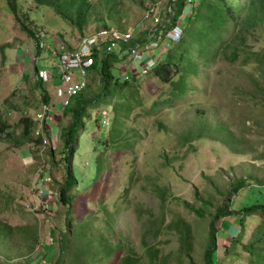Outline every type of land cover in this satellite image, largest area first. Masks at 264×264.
Segmentation results:
<instances>
[{
	"label": "rangeland",
	"instance_id": "obj_1",
	"mask_svg": "<svg viewBox=\"0 0 264 264\" xmlns=\"http://www.w3.org/2000/svg\"><path fill=\"white\" fill-rule=\"evenodd\" d=\"M91 1L94 7L80 32L51 5L17 0V20L0 0V122L8 124L0 129V228L11 238L5 240L0 230V264H52L58 252L53 239L67 228L54 181L62 172L51 160L60 157L61 131L71 116L55 114L46 130L49 143L15 147L20 132L15 123L23 113L32 116L42 96L30 70L34 34L43 31L50 44L69 45L102 27L135 30L139 37L147 32L146 27L139 34L145 20L167 10V0ZM190 9L187 3L178 19L188 23L182 46L163 41L145 53L163 60L170 45L171 63L178 69L170 79L180 78L177 87L152 69L141 77L128 58L112 68L119 81L129 79L121 88L122 99L112 98L118 100L117 121L111 125V104L89 107L73 153L77 183L70 190L71 220L94 249L96 263L91 264H204L208 220L227 197L229 183L240 176H251L256 183L264 178V12L259 24L246 27L239 24L244 19L225 14L221 30L222 20L210 24L196 7L187 17ZM21 19L34 29L32 36L21 28ZM235 27L237 36L225 39ZM39 54L37 67L55 70L57 57ZM89 76L88 96L100 82L91 72ZM49 93L60 106L55 89ZM6 132L11 136L4 139ZM253 199L264 201V187H242L232 206ZM258 220H247L240 243L224 260L240 224L238 217H220L214 264H249L241 242L253 240ZM35 235L37 243L32 242ZM76 245L67 242L63 262ZM98 245L106 255L100 256Z\"/></svg>",
	"mask_w": 264,
	"mask_h": 264
},
{
	"label": "trees",
	"instance_id": "obj_2",
	"mask_svg": "<svg viewBox=\"0 0 264 264\" xmlns=\"http://www.w3.org/2000/svg\"><path fill=\"white\" fill-rule=\"evenodd\" d=\"M5 1L9 10L13 13L14 17L19 20L17 14V0ZM34 1L40 4L51 5L58 14H60L65 19H69L70 21H72L80 30V32H83V27L87 22L88 11L92 7H94V3L91 0ZM204 1H208L209 6L205 5L204 9H202ZM185 2L186 0H169V4H171L174 13L169 16V13L166 10H163L161 16L164 17L163 21L165 22V27H161V35H163V33H165L167 29L171 28L174 24L177 23L178 19L182 15L183 8L185 7ZM193 7L200 9V11L205 14L206 20H208L210 24L217 23L219 19L222 20L223 23H220V29L222 30L226 26V18L224 16L225 14L230 15L232 18L244 19L243 21L239 22V24L244 27L252 23L259 24L260 20L263 17L262 12H264V0H247L243 12L240 14L235 13L231 9V6L225 2V0H199L197 4L191 6L187 17H191L194 14L192 10ZM238 7L241 8L242 5H239ZM19 24L21 28L28 33L29 36H32L34 34V29H31L29 25L22 21V19L19 21ZM186 25H188V23L185 20L183 24V31ZM244 29L245 28H243V30ZM36 30L39 29L37 28ZM228 31L229 34L225 39L237 36L238 28L235 27L232 30L228 29ZM136 40L139 43L145 41L146 34L144 36L140 35L138 38H136ZM136 40L131 41V44L136 45ZM184 42L185 39L182 33L180 38L176 42H174V46H182ZM169 46L167 47L166 56L163 58V60L160 59L156 61L155 65L151 70V73L153 75H157L163 81L169 79L173 86L177 87V81L180 78L175 81L173 80V76H171L170 79V75L175 76L178 73V69H176L177 66L171 63V56H169L171 48ZM119 59L120 57L114 51L107 53L101 59H97L96 57L92 68H90V72L92 73L93 77H99L100 82L98 91H95L93 94L88 96L87 92H85L86 88L88 87L87 86L78 95L73 96L70 100V103L66 105L62 111L63 115H70L71 119L65 126H63L61 131L62 148L60 150V157L51 160V163L55 167L60 168L62 172L61 179H54V181L57 185L56 202L65 206L64 224L67 228L61 231L60 235L58 237H55V240L53 239L54 242L56 241L55 245L58 252L56 256H54L52 264H91L92 262L96 263V259L93 258L94 249L83 241V238L81 237V232L79 233L80 228L78 230L79 226L73 223V221L71 220V217H73L74 209L72 203L73 195L71 194L70 189H72L77 183V178L74 174L73 167V153L77 144V138L79 134L82 133L83 127L86 125V121L90 117V106H95L98 104L100 105V103L111 104V106L115 110V117L112 118L111 125L114 124L115 121H117V118L119 117V112L116 111L118 109V107H116V105L118 104L117 99H122L123 94L121 92V88L129 82V79L126 78L123 81H119L118 76H116L112 71V68L115 66V62L119 61ZM146 75H141V77ZM40 84H38V86ZM183 90L184 89H182L181 91ZM41 98L43 100H48V95L45 91H42ZM112 98L117 99L116 101H113ZM33 123L34 119L29 113H23L20 115L19 119L15 123L16 127L20 126V132L14 138L15 147L22 148L27 145L32 147L41 142L40 136L34 134ZM7 125L8 124L6 121H1L0 129L4 128ZM10 136V133L6 132L5 137L3 138L6 139ZM48 150H51V148L49 147ZM257 180L259 183H256V179H253L251 176H240L229 183L227 197L222 201L221 205H218L216 207L215 211L211 214L210 219L208 220L207 243L206 248H204L202 252L204 264H214L213 254L216 248V232L218 229L215 227L216 221L220 217L222 218L229 216L238 217L240 226L238 232L231 236V239L228 244L229 246L226 248V256L223 257V259L227 260L228 256L230 255V249L240 243L243 233L246 230L247 220L251 216H257L259 217V220L257 225H255V237L253 238V240L241 242V245L242 249L248 254L247 261L249 264H264V201L261 202L259 200L253 199L249 204L240 207L232 206L233 197L236 193L239 192L240 189H242V187L248 185H260V187H264V178ZM160 195L162 196V198H164V195H162L161 192ZM161 200L163 201V199ZM0 230H2L1 235L4 237L5 240L11 239L10 237H6V233L3 229L0 228ZM106 230L111 232V227H107ZM37 241V235L32 236V242L37 243ZM69 241L74 242L77 245L68 257V261L63 262L62 257L66 254L65 250L67 242L70 246ZM97 251L100 256L106 255V250L103 246L98 245ZM130 259L132 258H128L127 261Z\"/></svg>",
	"mask_w": 264,
	"mask_h": 264
},
{
	"label": "built area",
	"instance_id": "obj_3",
	"mask_svg": "<svg viewBox=\"0 0 264 264\" xmlns=\"http://www.w3.org/2000/svg\"><path fill=\"white\" fill-rule=\"evenodd\" d=\"M196 1L186 0L185 6L188 3L191 8ZM166 9L169 16L174 13L169 0H167ZM163 10L165 11V7L160 9L155 17H149L147 21L145 20V22H148L147 25L144 23L139 28L140 34L147 27L146 40L141 43L136 40L138 36L135 37V30L122 31L111 27H102L91 33L83 34L73 45L65 44L63 41L57 43L52 41L50 44L43 31L40 36L36 33L34 40L35 53L30 60V70L40 78L46 88H54L55 94L60 98V106L56 107L52 100L41 101L33 112V131L35 135L40 136L43 144L49 143L46 130L55 121V114L62 112L63 108L70 103L71 98L88 86L90 68H92L96 57L101 59L107 53L114 51L120 57V62L128 58L131 59L138 66L140 75H144L156 63L155 58L145 56V53L150 48L154 49L155 44L158 42L166 41L169 44V42H176L180 38L183 33V22L180 24L179 20L167 29L163 35L160 34L161 27H165L164 17L161 16ZM145 15H148V12H145ZM133 40H136V45L131 44ZM41 52H47L49 56L57 57L55 63L57 74L50 68L37 67L39 53ZM56 78H58L57 81H55Z\"/></svg>",
	"mask_w": 264,
	"mask_h": 264
},
{
	"label": "clouds",
	"instance_id": "obj_4",
	"mask_svg": "<svg viewBox=\"0 0 264 264\" xmlns=\"http://www.w3.org/2000/svg\"><path fill=\"white\" fill-rule=\"evenodd\" d=\"M244 0H225V2L231 6V9L235 12V13H242L243 12V9L245 7V3L244 4H241ZM239 5H242L241 8H239L238 6ZM184 24V23H183ZM90 83V82H89Z\"/></svg>",
	"mask_w": 264,
	"mask_h": 264
},
{
	"label": "crops",
	"instance_id": "obj_5",
	"mask_svg": "<svg viewBox=\"0 0 264 264\" xmlns=\"http://www.w3.org/2000/svg\"><path fill=\"white\" fill-rule=\"evenodd\" d=\"M55 68V67H54ZM50 69H52V68H50ZM56 74H57V71H56V69L54 70V69H52ZM33 73H31V75H32ZM31 77H33V78H35V80H36V84H40L39 85V87L42 89V91H45L46 92V94L48 95V100H52V97H51V94L49 93V89L48 88H46V86H44V85H42V82L40 81V78H38L35 74H33ZM32 78V79H33ZM58 80V78H56L55 79V81H57ZM41 101H48V100H43V99H41V97L39 98ZM41 101H39V103L41 102ZM38 103V104H39ZM38 106V105H37ZM36 106V107H37ZM46 195H48V193H46Z\"/></svg>",
	"mask_w": 264,
	"mask_h": 264
}]
</instances>
